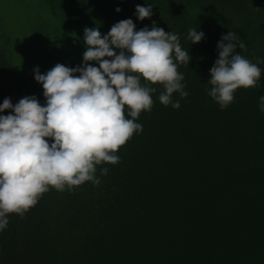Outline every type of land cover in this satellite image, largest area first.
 Here are the masks:
<instances>
[{
    "label": "trees",
    "instance_id": "1",
    "mask_svg": "<svg viewBox=\"0 0 264 264\" xmlns=\"http://www.w3.org/2000/svg\"><path fill=\"white\" fill-rule=\"evenodd\" d=\"M49 13L36 25L47 36L86 49L84 29L132 19L176 33L188 65L178 63L187 97L180 107L159 102L135 120L142 131L115 153L119 163L96 166L94 184L57 191L49 186L21 218L8 214L0 230V264H264V64L259 87L238 88L225 109L208 95L217 43L234 31L252 63L264 60V0H44ZM153 5L138 20L136 6ZM121 11L116 12L115 9ZM189 29L203 32L193 44ZM0 47V104L34 96L46 106L42 84ZM119 54V50H115ZM105 59H111L105 57ZM98 67L95 61H89ZM82 63L79 64V66ZM130 111L125 106V116ZM11 114V110L0 115ZM51 143L52 141L49 140ZM107 168L106 175L101 169Z\"/></svg>",
    "mask_w": 264,
    "mask_h": 264
},
{
    "label": "clouds",
    "instance_id": "2",
    "mask_svg": "<svg viewBox=\"0 0 264 264\" xmlns=\"http://www.w3.org/2000/svg\"><path fill=\"white\" fill-rule=\"evenodd\" d=\"M152 7L137 5V19L150 18ZM203 37V32L189 29L188 40L193 44ZM84 42L80 66L57 64L45 74L34 68L46 106L34 96L20 99L15 106L9 98L0 104V112L11 110V114L0 115V230L8 226V214L22 218L49 186L63 191L65 186L72 188L86 181L98 184L96 166L119 163L115 153L142 131L135 120L142 111H151V94L157 91L142 85L141 77L163 86L158 99L165 106L180 107L179 100L173 102L174 92L181 99L188 95L181 83L184 76L177 70L178 63L188 65V51L182 49L178 34L166 33L155 22L151 30L136 31L132 19H126L103 37L97 28L86 27ZM237 48L243 49L245 44L236 32L222 35L217 43L218 58L210 69L208 95L221 109L233 102L238 88L259 87L262 69L258 65L264 60L252 63ZM125 106L132 119L126 118ZM259 109L264 112V96L259 98ZM107 172V168L101 169L102 175Z\"/></svg>",
    "mask_w": 264,
    "mask_h": 264
},
{
    "label": "rangeland",
    "instance_id": "3",
    "mask_svg": "<svg viewBox=\"0 0 264 264\" xmlns=\"http://www.w3.org/2000/svg\"><path fill=\"white\" fill-rule=\"evenodd\" d=\"M48 13L44 0H0V47H7L11 60L33 77L37 67L41 74L57 64L78 67L86 51L38 31L36 25Z\"/></svg>",
    "mask_w": 264,
    "mask_h": 264
}]
</instances>
